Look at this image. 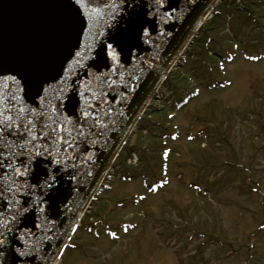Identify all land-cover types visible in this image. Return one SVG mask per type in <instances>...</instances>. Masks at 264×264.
Here are the masks:
<instances>
[{
    "label": "rangeland",
    "instance_id": "obj_1",
    "mask_svg": "<svg viewBox=\"0 0 264 264\" xmlns=\"http://www.w3.org/2000/svg\"><path fill=\"white\" fill-rule=\"evenodd\" d=\"M214 9L59 264H264V0Z\"/></svg>",
    "mask_w": 264,
    "mask_h": 264
},
{
    "label": "water",
    "instance_id": "obj_2",
    "mask_svg": "<svg viewBox=\"0 0 264 264\" xmlns=\"http://www.w3.org/2000/svg\"><path fill=\"white\" fill-rule=\"evenodd\" d=\"M217 1L0 0L3 94L17 91L24 104L39 107L37 86L41 95L47 89L49 97L56 96L68 68L70 85L58 107L69 121L66 126L71 129V122H77L87 137L78 138L66 166L46 161L33 166L29 183L38 182L37 171L42 182L41 169L54 170L56 183L17 197L25 211L13 232L5 233L0 264L54 261L153 91ZM113 37L121 40L120 46L114 44L117 60L97 56ZM76 51L86 55L80 65L73 58ZM25 84L27 95L19 91ZM82 95L93 105L95 125L91 117L86 122L80 117ZM6 198L7 194L0 199V212L5 215Z\"/></svg>",
    "mask_w": 264,
    "mask_h": 264
},
{
    "label": "snow or ice",
    "instance_id": "obj_3",
    "mask_svg": "<svg viewBox=\"0 0 264 264\" xmlns=\"http://www.w3.org/2000/svg\"><path fill=\"white\" fill-rule=\"evenodd\" d=\"M92 11L95 12L96 9ZM112 39L113 43L101 46L100 52L96 53L97 56L101 58L107 56L111 61L117 60L114 44L120 46L121 40L118 37ZM73 58L76 65H80L81 61L86 59V55L76 51ZM64 73L60 78L63 84L54 97L48 96L47 89H44V95H41V86H37L35 96L39 98V107L24 104L23 96L17 91H11L5 96L0 89V199H4L7 194V215L0 212V246L6 243L5 233L13 232V225L25 211L24 204H21L17 197H22L25 191L34 193L37 188L50 189L56 183L55 171L49 172L47 169L40 170L45 177L42 182L37 171L35 175L38 182L29 183L28 177L33 174V166L36 165L38 168L41 161L58 167L66 166L64 162L73 159L69 152L77 146L78 138L87 139L83 126H78L77 122L73 121L69 129L66 126L69 121L60 114L58 105L60 98L69 88L71 75L68 68L64 69ZM12 79L15 80V77ZM25 88L27 84L19 91L27 95ZM82 98L84 105L79 109L80 117L84 122L91 117L95 125L97 121L91 111L93 105L89 103L88 98L83 95ZM91 99L95 100V95ZM151 190L156 189L153 187Z\"/></svg>",
    "mask_w": 264,
    "mask_h": 264
},
{
    "label": "bare ground",
    "instance_id": "obj_4",
    "mask_svg": "<svg viewBox=\"0 0 264 264\" xmlns=\"http://www.w3.org/2000/svg\"><path fill=\"white\" fill-rule=\"evenodd\" d=\"M203 19H204V18H203ZM203 19H202V20H203ZM186 46H187V45H186ZM182 51H183V50H182ZM182 51H180V53H181ZM178 55H179V54H178ZM178 57H179V56H177V57L174 58V60H173V62H172L173 65L177 62ZM159 87H160V85L158 84L157 87L155 88V90L153 91L152 96L149 98V101L153 98V95H155V93L158 91V88H159ZM113 159H114V158H113ZM113 159L111 160L109 166L111 165ZM109 166L107 167V169L109 168ZM107 169H106V171H107ZM106 171H105V172H106ZM105 172H104V173H105ZM103 175H104V174H103ZM87 203H88V202H87ZM85 207H86V206H85ZM66 252H67V251H66ZM66 252L64 253V255L66 254ZM62 258H63V256H62ZM58 263H59V261L56 260L55 264H58Z\"/></svg>",
    "mask_w": 264,
    "mask_h": 264
}]
</instances>
